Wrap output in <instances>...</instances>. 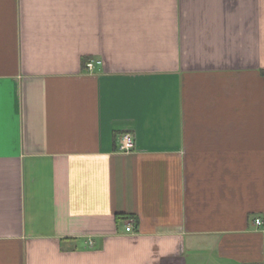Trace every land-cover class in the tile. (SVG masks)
<instances>
[{
  "label": "crops",
  "instance_id": "obj_1",
  "mask_svg": "<svg viewBox=\"0 0 264 264\" xmlns=\"http://www.w3.org/2000/svg\"><path fill=\"white\" fill-rule=\"evenodd\" d=\"M0 264H264V0H0Z\"/></svg>",
  "mask_w": 264,
  "mask_h": 264
},
{
  "label": "built area",
  "instance_id": "obj_2",
  "mask_svg": "<svg viewBox=\"0 0 264 264\" xmlns=\"http://www.w3.org/2000/svg\"><path fill=\"white\" fill-rule=\"evenodd\" d=\"M99 63V60L94 61L90 60L89 62L86 63V68L87 69H92L94 67V63ZM134 147V141L132 136L129 133H123L119 137V149L121 151H130ZM260 220L256 219V224H259ZM131 229L130 224L126 226V231H129Z\"/></svg>",
  "mask_w": 264,
  "mask_h": 264
}]
</instances>
